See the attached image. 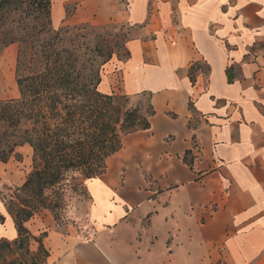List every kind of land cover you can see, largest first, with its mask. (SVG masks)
I'll use <instances>...</instances> for the list:
<instances>
[{"label": "crops", "instance_id": "crops-1", "mask_svg": "<svg viewBox=\"0 0 264 264\" xmlns=\"http://www.w3.org/2000/svg\"><path fill=\"white\" fill-rule=\"evenodd\" d=\"M52 3L55 29H138L99 90L154 115L86 181L92 242L45 230V264H264V0Z\"/></svg>", "mask_w": 264, "mask_h": 264}, {"label": "trees", "instance_id": "trees-1", "mask_svg": "<svg viewBox=\"0 0 264 264\" xmlns=\"http://www.w3.org/2000/svg\"><path fill=\"white\" fill-rule=\"evenodd\" d=\"M52 5V0H0V57L19 46L20 93L0 102V162L7 163L25 145L33 149V170L1 197L17 237L0 239V264H45L50 255L43 243L46 233L35 236L26 224L45 210L54 213L49 197L60 196L70 181L102 176L123 138L149 129L154 115L146 95L149 118L131 107L133 97L99 90L103 67L115 54L104 42L92 46L93 33L105 26L56 30ZM126 44L124 60L130 57Z\"/></svg>", "mask_w": 264, "mask_h": 264}, {"label": "rangeland", "instance_id": "rangeland-1", "mask_svg": "<svg viewBox=\"0 0 264 264\" xmlns=\"http://www.w3.org/2000/svg\"><path fill=\"white\" fill-rule=\"evenodd\" d=\"M70 10L69 8V13H71ZM68 25L73 26L74 24H64L56 28V30ZM138 35V29L128 24H109L108 26L99 28L93 33L92 46L104 42V48L108 44V46H111L112 50L115 51L112 59L124 61L126 57L125 44ZM18 51L19 46L14 44L5 49L1 54L0 102L18 99L20 97L16 82ZM106 72L110 74L111 67L107 68ZM102 75H106L105 66L103 67ZM114 80L115 85L119 88L121 85L120 77L117 76ZM117 94L123 95L121 89ZM133 98L131 107H138L140 115L149 118L148 98L146 96ZM32 170L33 149L28 145L18 148L16 155L11 157L7 163L0 162V218H4V221L0 219V236L5 239L13 240L14 233H17V230L1 197L8 193L6 190L7 188L21 186ZM49 199L51 205L54 207V213L45 210L36 216L26 224L29 231L35 236H40L46 232L45 230H51L52 232L57 231L63 234L70 233L77 236L81 241L82 237L88 233L90 225L89 209L91 198L87 191L86 181L82 182L79 179L72 180L60 196H50ZM32 246L35 250L38 248L37 243H33Z\"/></svg>", "mask_w": 264, "mask_h": 264}, {"label": "built area", "instance_id": "built-area-1", "mask_svg": "<svg viewBox=\"0 0 264 264\" xmlns=\"http://www.w3.org/2000/svg\"><path fill=\"white\" fill-rule=\"evenodd\" d=\"M91 234L87 233L84 237H82L81 241L84 243H90L92 242Z\"/></svg>", "mask_w": 264, "mask_h": 264}]
</instances>
